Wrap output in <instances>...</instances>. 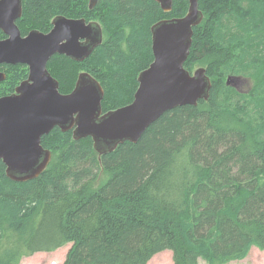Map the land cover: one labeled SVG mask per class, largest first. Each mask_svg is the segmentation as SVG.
<instances>
[{
	"label": "trees",
	"instance_id": "16d2710c",
	"mask_svg": "<svg viewBox=\"0 0 264 264\" xmlns=\"http://www.w3.org/2000/svg\"><path fill=\"white\" fill-rule=\"evenodd\" d=\"M188 0L163 12L154 0H23L17 26L47 31L56 15L97 20L105 37L77 62L54 54L47 69L69 92L80 71L104 89V111L129 103L137 75L152 61V24L183 16ZM184 63H202L207 100L164 112L136 143L98 154L90 137L54 127L41 137L47 168L18 182L0 161V264L69 248L61 264H147L170 250L173 264H226L264 250V0H198ZM4 35L0 31V37ZM0 94L27 76L0 65ZM253 79L241 92L227 76ZM107 179L94 186L99 171Z\"/></svg>",
	"mask_w": 264,
	"mask_h": 264
},
{
	"label": "water",
	"instance_id": "95a60500",
	"mask_svg": "<svg viewBox=\"0 0 264 264\" xmlns=\"http://www.w3.org/2000/svg\"><path fill=\"white\" fill-rule=\"evenodd\" d=\"M97 0H89L92 7ZM169 12L172 0H155ZM22 0H0V64H24L27 77L13 93L0 96V161L5 175L18 182L38 177L51 161V151L41 137L54 127L72 130L74 140L90 137L100 154L114 151L128 141L136 143L164 112L207 100L212 86L204 67L192 73L184 63L189 55L193 27L202 20L198 0H188L185 15L161 19L151 28L153 59L139 72L138 86L130 103L102 110L104 91L89 73L77 75L68 93L58 90L57 80L47 70L54 54L76 61L89 57L101 43L102 30L95 21L55 16L47 32L32 29L21 35L16 19ZM5 79L0 71V82ZM229 75L226 84L235 82Z\"/></svg>",
	"mask_w": 264,
	"mask_h": 264
},
{
	"label": "rangeland",
	"instance_id": "374dc122",
	"mask_svg": "<svg viewBox=\"0 0 264 264\" xmlns=\"http://www.w3.org/2000/svg\"><path fill=\"white\" fill-rule=\"evenodd\" d=\"M105 34L103 33V39ZM199 67H205L202 63H193L190 66L191 72L195 71ZM238 79L235 82H230L229 85L238 91L246 92L253 85V79L249 77L237 76ZM226 81V79H225ZM52 158V157H51ZM108 177V174L101 169L99 174L94 181L93 185L97 186L103 183ZM69 248V244H66L54 251H41L35 252L34 254L22 258L19 264H61L65 254ZM147 264H173L172 254L170 250H163L154 254ZM198 264H206L203 260L199 259ZM226 264H264V250L256 247H251L248 255L240 260H232Z\"/></svg>",
	"mask_w": 264,
	"mask_h": 264
},
{
	"label": "flooded vegetation",
	"instance_id": "af4514ba",
	"mask_svg": "<svg viewBox=\"0 0 264 264\" xmlns=\"http://www.w3.org/2000/svg\"><path fill=\"white\" fill-rule=\"evenodd\" d=\"M97 1H98V0H97ZM97 1H96V2H97ZM154 1H155V0H154ZM172 1H173V0H172ZM22 2H23V0H22ZM22 2H21V14H22ZM95 4H96V3H95ZM95 4H94V5H95ZM158 4H159V3H158ZM94 5H93V6H94ZM93 6H92V7H93ZM159 6H160V5H159ZM88 7H89V0H88ZM92 7H89V9H91ZM171 7H172V6H171ZM160 8H161V7H160ZM187 9H188V8H187ZM199 10H200V9H199ZM162 11H163V10H162ZM170 11H171V10H170ZM170 11H169V12H170ZM163 12H164V11H163ZM165 13H167V12H165ZM185 14H186V13H185ZM185 14H184V15H185ZM56 16H59V15H56ZM62 16H64V15H62ZM202 16H203V14H202ZM20 17H21V15H20L17 19H19ZM54 17H55V16H54ZM54 17H53V18H54ZM65 17H67V16H65ZM178 17H180V16H178ZM53 18H52V19H53ZM68 18H83V19H85L86 22H89V21H95V22H98L97 20H94V19H93V20H91V19L88 20V19H86V18H84V17H68ZM169 18H171V17H169ZM202 18H203V17H202ZM17 19H16V22H15L16 25H17ZM52 19H51V22H52ZM163 19H165V18H163ZM158 21H159V20H158ZM51 22H50V23H51ZM98 23H99V22H98ZM99 24H100V23H99ZM152 25H153V24H152ZM152 25H151V26H152ZM51 26H52V25H51ZM51 26H50V28H51ZM196 26H197V25H196ZM17 27H18V26H17ZM100 27H101V30H102V37H101V38H102V39H101V43H102V41H103V28H102L101 24H100ZM18 28H19V27H18ZM50 28H49L47 31H49ZM150 28H151V27H150ZM193 28H194V27H193ZM19 30H20V29H19ZM30 30H32V29H30ZM30 30H28L25 34H22V33H21V35H23V36L26 35ZM35 30H38V29H35ZM0 31H1V30H0ZM39 31H40V30H39ZM47 31H41V32H47ZM1 32H2V31H1ZM20 32H21V31H20ZM150 33H151V32H150ZM2 34H3V32H2ZM3 35H4V34H3ZM192 35H193V34H192ZM4 37H5V35H4L3 37H0V38H4ZM101 43H100V44H101ZM93 50H94V49H93ZM91 53H92V52H91ZM62 55H63V54H62ZM52 56H53V55H52ZM65 56H66V55H65ZM67 57H68V56H67ZM69 58H70V57H69ZM87 58H88V57H87ZM70 59H71V58H70ZM85 59H86V58H85ZM152 59H153V58H152ZM72 60H73V59H72ZM74 61H76V60H74ZM82 61H83V60H82ZM82 61H77V62H82ZM149 64H150V63H149ZM0 65H1V64H0ZM5 65H11V64H5ZM14 65H16V64H14ZM21 65H24V64H21ZM25 66H26V65H25ZM26 67H27V66H26ZM46 67H47V65H46ZM144 69H145V68H144ZM47 70H48V69H47ZM0 71H2V70H0ZM141 71H142V70H141ZM2 72H4V71H2ZM80 72H83V70L80 71ZM80 72H79V73H80ZM84 72H87V71H84ZM190 72H191V71H190ZM49 73H50V72H49ZM79 73H78V74H79ZM87 73H89V72H87ZM191 73H192V72H191ZM4 74H5V72H4ZM27 74H28V67H27ZM50 74H51V73H50ZM78 74H77V75H78ZM89 74H90V73H89ZM138 74H139V73H138ZM90 75H91V74H90ZM51 76H52V75H51ZM91 76H93V75H91ZM137 76H138V75H137ZM5 77H6V76H5ZM26 77H27V76H26ZM52 77H53V76H52ZM93 77H94V76H93ZM76 78H77V76H76ZM94 78H95V77H94ZM24 79H25V78H24ZM24 79H23V80H24ZM95 79H96V78H95ZM96 80H97V79H96ZM21 81H22V80H21ZM21 81H20V82H21ZM75 81H76V80H75ZM97 81H98V80H97ZM1 82H2V81H1ZM1 82H0V83H1ZM20 82H19V83H20ZM57 82H58V81H57ZM98 82H99V81H98ZM19 83H18V84H19ZM99 83H100V82H99ZM18 84H17V85H18ZM74 84H75V83H74ZM100 84H101V83H100ZM17 85H16V86H17ZM16 86H15V87H16ZM101 86H102V85H101ZM137 86H138V82H137ZM73 87H74V86H73ZM102 88H103V87H102ZM72 89H73V88H72ZM72 89H71V90H72ZM14 90H15V88H14ZM14 90H13L11 93H13ZM58 90H59V84H58ZM71 90H70V91H71ZM70 91H69V92H70ZM103 91H104V89H103ZM134 92H135V91H134ZM11 93H9V94H11ZM61 93H62V92H61ZM67 93H68V92H67ZM9 94H4V95H9ZM133 94H134V93H133ZM4 95H1V94H0V96H4ZM103 97H104V96H103ZM102 100H103V99H102ZM130 102H131V101H130ZM130 102H129V103H130ZM127 104H128V103H127ZM124 105H125V104H124ZM101 106H102V102H101ZM121 106H122V105H121ZM119 107H120V106H119ZM116 108H118V107H116ZM113 109H115V108H113ZM102 110H103V108H102ZM109 110H110V109H109ZM103 111H104V110H103ZM106 111H107V110H106ZM57 128H58V127H57ZM71 131H72V130H71ZM41 145H42V144H41Z\"/></svg>",
	"mask_w": 264,
	"mask_h": 264
}]
</instances>
